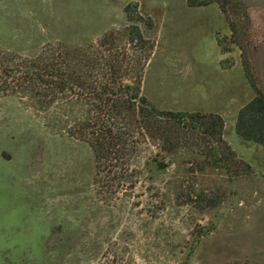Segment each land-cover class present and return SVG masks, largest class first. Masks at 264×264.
Instances as JSON below:
<instances>
[{"label":"rangeland","instance_id":"1","mask_svg":"<svg viewBox=\"0 0 264 264\" xmlns=\"http://www.w3.org/2000/svg\"><path fill=\"white\" fill-rule=\"evenodd\" d=\"M135 28L151 48L143 94L159 109L220 114L244 164L234 177L193 172L201 156L149 147L128 179L108 183L90 146L70 134L88 103L45 105L0 90V264H264V144L236 130L240 109L264 91V0H229L225 10L187 0H0V48L18 55L114 33L141 58L148 48L128 42ZM193 188L220 201H196Z\"/></svg>","mask_w":264,"mask_h":264},{"label":"trees","instance_id":"2","mask_svg":"<svg viewBox=\"0 0 264 264\" xmlns=\"http://www.w3.org/2000/svg\"><path fill=\"white\" fill-rule=\"evenodd\" d=\"M187 1L190 6L218 2L225 10L229 0ZM128 42L148 49L141 58L131 55L114 33H106L98 43L85 47L58 42L33 56L0 48V90L9 95L28 93L45 105L60 99L88 103V118L76 123L70 134L90 146L97 175L104 173L108 183L128 179L133 162L149 147L161 154L188 149L202 157L193 163V172L215 167L226 169L234 177L238 169L233 165L239 162L224 137L223 117L217 113L163 110L153 105L142 92L151 48L140 28H135ZM256 91L240 109L236 130L244 139L264 144V91ZM246 166L250 168L248 163ZM188 194L196 201L208 199V206L220 201L194 188Z\"/></svg>","mask_w":264,"mask_h":264},{"label":"water","instance_id":"3","mask_svg":"<svg viewBox=\"0 0 264 264\" xmlns=\"http://www.w3.org/2000/svg\"><path fill=\"white\" fill-rule=\"evenodd\" d=\"M166 166H167V165H166L164 162H159V163H158V168H159V169L166 168Z\"/></svg>","mask_w":264,"mask_h":264}]
</instances>
